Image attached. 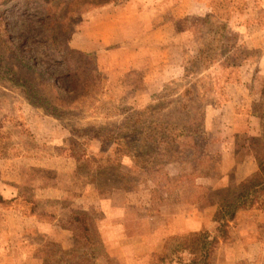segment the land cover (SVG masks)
<instances>
[{
	"label": "rangeland",
	"instance_id": "374dc122",
	"mask_svg": "<svg viewBox=\"0 0 264 264\" xmlns=\"http://www.w3.org/2000/svg\"><path fill=\"white\" fill-rule=\"evenodd\" d=\"M196 1L213 13H178ZM102 7L118 9L112 15L124 42L98 55L87 49L100 48L94 36L109 28L97 21L82 29ZM238 14L244 23L232 26ZM252 16L264 27V0H0V234L18 214L19 264L30 257L33 264H162V240L152 232L162 207L233 201L235 187L210 192L196 183L220 175V140L200 133L221 126L235 67L261 56L237 33ZM154 121L182 137L160 138L158 163L143 169L116 138ZM177 257L188 264L196 255Z\"/></svg>",
	"mask_w": 264,
	"mask_h": 264
},
{
	"label": "crops",
	"instance_id": "0c3cea01",
	"mask_svg": "<svg viewBox=\"0 0 264 264\" xmlns=\"http://www.w3.org/2000/svg\"><path fill=\"white\" fill-rule=\"evenodd\" d=\"M196 3L195 5L192 3V6L187 2L186 5L188 6H185V3L181 4L178 13L183 16L213 13L212 7L207 2L196 1ZM256 8L258 7L255 6ZM258 9L261 10L262 8ZM258 9L256 11L260 13ZM111 11L109 8L102 7L97 12L90 13L89 22L82 30L86 31L97 21L102 22V25L107 26L109 30L94 36L102 46L97 49L95 48L97 44H94V48L87 49L88 52L96 51L99 55L104 46H114L124 42L112 15V13L118 14V9ZM252 17L246 22L248 25H245V28L237 29V33L247 41L249 50H258L261 52V56L256 61L245 59L243 64L235 67L238 71V77L233 81H228L225 85L224 103L219 114L222 124L219 128L209 127L206 129V133L212 142L220 140L216 165L220 175L215 177L202 175L196 179L198 187L205 191L225 192L233 187L237 188L259 173L260 163L264 158L261 119L254 105L260 102L264 86V27L257 20L258 16ZM240 21L244 23V18L238 14L230 21V24L236 26L242 24ZM156 34H158L157 31ZM98 38L100 41L97 40ZM131 66H135V63H131ZM161 76L163 81L164 76ZM242 138H250V141L242 142ZM107 203L109 205L111 202L108 201ZM218 209L219 205L211 202L205 203V205L177 203L162 207L156 218L152 220L157 224L152 232L162 240L156 251L160 252L164 249L165 241L170 236L202 231H207L212 236H216L219 224L214 220V215ZM119 210H122L120 213L125 214V210L130 209L127 208V204H124ZM11 220L13 229L0 234V264H19L21 262V260L18 262V259H15L17 252L14 247L21 242L19 230L22 222L18 214H12ZM38 227L43 229L47 235H51V225L41 222ZM102 230L103 233H107L103 234V237L108 247V255L111 257L114 255L113 245L110 242L108 230ZM147 250L151 251L152 249L147 248ZM36 261L34 257L29 258V264ZM216 263L264 264V210L254 208L241 211L238 214L236 221L229 226L227 238L221 242Z\"/></svg>",
	"mask_w": 264,
	"mask_h": 264
},
{
	"label": "trees",
	"instance_id": "16d2710c",
	"mask_svg": "<svg viewBox=\"0 0 264 264\" xmlns=\"http://www.w3.org/2000/svg\"><path fill=\"white\" fill-rule=\"evenodd\" d=\"M256 110L258 111L261 119V131L264 140V86L262 90L261 100ZM138 121V125L141 124ZM143 125V124H141ZM151 126H144L143 128H136L133 131H129L124 136L120 133L116 138V141L120 142V149H122L124 156L132 159V161L140 166V168L146 169L155 166L158 163V153L160 151L158 140L165 139L167 137L170 141H176L182 134L175 135L178 129H172L169 125H164L159 121H154ZM149 128V129H148ZM181 130L186 129L179 127ZM159 131H165V134H159ZM206 133L202 130L203 134ZM127 136V137H126ZM135 146L132 147L131 137ZM152 142L153 146L150 148L148 143ZM166 142V141H165ZM170 143L168 144V146ZM119 153V151H118ZM109 164L120 163L119 158L108 159L106 161ZM237 194L233 201L225 203L220 206L214 220L219 224L218 233L216 236H212L207 231L199 233H192L191 237H176L169 244H165L163 256L160 259V263L173 264H186L182 262V259L177 257L181 253H194L196 258L190 260L188 264H212V259L216 252L219 250L222 240L226 239L229 234V226L233 223L238 214L241 211L251 210L260 205H264V158L260 163V171L257 175L250 180L243 182L237 188ZM88 231V230H85Z\"/></svg>",
	"mask_w": 264,
	"mask_h": 264
}]
</instances>
